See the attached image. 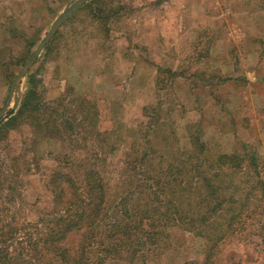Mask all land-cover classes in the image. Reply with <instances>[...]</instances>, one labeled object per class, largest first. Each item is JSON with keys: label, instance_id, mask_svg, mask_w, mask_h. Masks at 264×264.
Instances as JSON below:
<instances>
[{"label": "rangeland", "instance_id": "1", "mask_svg": "<svg viewBox=\"0 0 264 264\" xmlns=\"http://www.w3.org/2000/svg\"><path fill=\"white\" fill-rule=\"evenodd\" d=\"M77 1L0 0V110L24 64ZM30 72L55 109L43 116L42 132L29 119L0 134V180L21 194L16 206L0 205L16 217L7 222H37L53 211L51 174L61 165L76 179L91 160L107 190L93 264L99 254L103 264H200L206 238L175 218L179 210L206 212L198 174L219 154L237 153V167L208 173L214 186L230 187L222 194L235 202L232 230L224 229L227 212L215 229L200 230L228 233L213 264H264V199L248 203L249 154L264 165V0H91ZM27 75L13 95L14 112ZM55 119L59 133L46 126ZM66 119L72 137L58 135ZM6 194L0 189V199ZM121 240L130 250L109 254Z\"/></svg>", "mask_w": 264, "mask_h": 264}, {"label": "trees", "instance_id": "2", "mask_svg": "<svg viewBox=\"0 0 264 264\" xmlns=\"http://www.w3.org/2000/svg\"><path fill=\"white\" fill-rule=\"evenodd\" d=\"M49 45L50 43L44 49L48 50ZM4 67L5 65H0V70L2 71ZM159 71L163 70L160 68ZM40 83L37 75L31 72L27 75V92L23 96L17 112H14L15 109L10 106L7 117L0 122V134L4 135L6 130L16 127L19 120L27 121L29 119L36 125L38 131L44 130L43 116L51 109H55V104H45L39 97ZM54 113L55 110L51 112L52 115ZM87 120V115L82 116L78 127H83ZM58 121L55 119L52 126L48 121L46 126L57 129ZM70 124L69 119L61 123L65 128V134H58L60 137L74 135L75 126ZM59 132L57 129V133ZM240 158L237 153L232 155L221 153L214 160H209L207 174H198L197 176L199 181L197 185L202 183L207 191L206 195L200 194L201 199H204L202 202L206 203V212L202 213V210H196L194 214H188L184 210H179V217L175 218L174 225H180L206 238L205 260L200 264H213L220 241L223 242L228 235L227 232L220 230L219 234L213 236L209 234L208 229H204V232L201 231V227L207 225V227H211L213 224L211 228L215 229L216 223H218L217 218L221 217V212H227L230 214L229 218H225L227 219L225 222L227 228H224L222 224L219 227L230 231L236 217L234 211H231L235 202H228L227 196L222 194L227 193L230 187H225L224 183H220L219 187L214 186L213 177L208 174L209 170L217 166L220 170L234 169ZM190 159L192 160L193 157ZM90 161L81 165L80 171L76 173V179L72 178V174L61 165L51 174L47 187L53 196L54 210L42 214L37 222L25 221L14 225L12 221H15L16 217L9 218L8 208L0 210V264H52L53 262L58 264H93V259L98 253L96 248L98 244L97 229L105 215L107 190L100 168ZM197 168V164L193 165V169ZM193 169L191 172L194 171ZM248 169L253 173L252 181L248 182L250 186L248 192L252 194H248L249 203L253 195L256 200L264 199V165L260 164L254 152L248 156ZM7 183L0 180V189L7 191V194L0 199V205L16 206L17 196L20 197L21 194L10 184L6 186ZM8 219L12 221L7 222ZM73 238L78 240L69 246V241ZM119 247L121 250H130L127 242L121 240L120 245L112 243L109 254L111 251H120ZM101 255H98L101 258H98L99 261L97 260L96 264L105 263L107 258Z\"/></svg>", "mask_w": 264, "mask_h": 264}, {"label": "water", "instance_id": "3", "mask_svg": "<svg viewBox=\"0 0 264 264\" xmlns=\"http://www.w3.org/2000/svg\"><path fill=\"white\" fill-rule=\"evenodd\" d=\"M89 1L91 0H78L76 3L70 6L67 10H65L63 14L56 20V22L54 23L53 27L48 32L46 37L40 42L39 46L33 52L32 56L27 60V62L22 67L21 71L17 74V76L13 80L11 84V88H10L9 97L6 101V104L0 110V122H2L7 117L10 106H11L13 95L18 93L21 81L26 77L30 69L34 66L41 52L51 42V40L57 34L59 29L62 27V25ZM16 105H18V101Z\"/></svg>", "mask_w": 264, "mask_h": 264}]
</instances>
